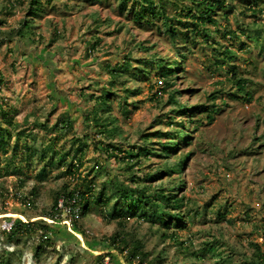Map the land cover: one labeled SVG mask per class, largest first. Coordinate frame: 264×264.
Returning <instances> with one entry per match:
<instances>
[{"label":"rangeland","instance_id":"1","mask_svg":"<svg viewBox=\"0 0 264 264\" xmlns=\"http://www.w3.org/2000/svg\"><path fill=\"white\" fill-rule=\"evenodd\" d=\"M29 2L0 0V121L10 130L0 141V264H138L127 255L134 244H140L149 253L146 261L154 264H251L257 258L256 247L264 252V10L254 16L245 0H228L236 7L228 21L220 17V22L236 30L238 39L215 30L209 41L203 34L193 41V32L176 24L173 42L158 28L160 21L157 26H140L120 11L117 0H41L42 9L33 17ZM165 5L170 15L178 11L175 14L182 18L176 5ZM26 20L33 33L23 28ZM241 27L248 28L251 37H245ZM259 31L261 44L256 39ZM223 45L231 46L236 57L218 67L215 50ZM178 48L185 49L187 57L177 75L168 78L167 87L153 56L178 60ZM127 60L124 70L112 77V68ZM235 76L250 80L249 98L239 91ZM105 92L117 125L111 138L115 145L123 152L142 147L153 151L142 154L132 169L115 156L107 159L90 138V145L77 151L75 137L103 138L93 127L94 119L87 117L97 106L96 96ZM172 94L182 104L210 105L214 120L209 123L207 113L197 109L192 117L196 120L186 122L191 137L170 157H161L156 147L165 139L163 133L175 129L182 118L174 116ZM156 131L160 133L149 141L144 138ZM54 150L64 154L60 163H48ZM184 157L185 164L173 175L163 172L159 180H146L163 171L167 161L174 164ZM76 161L77 174L83 182H93L94 195L103 189L110 198L107 205L92 201L90 213L78 222L86 236L70 221H60L51 226L56 229L53 235L63 239L52 240L38 255L32 238L19 236V241L8 243L3 227L16 218H41L56 192L71 183L68 169ZM132 172L142 185L175 188L185 197V226L176 229L177 237L170 234L174 228L149 219L108 217L120 201L118 184H131ZM72 182L74 187L76 180ZM32 188L38 193L35 206L27 207L18 191L32 196ZM66 208L60 216L69 212ZM116 233L129 243L122 251L90 245L102 240L113 246ZM182 240L185 244L179 243ZM6 257L10 263H4Z\"/></svg>","mask_w":264,"mask_h":264},{"label":"trees","instance_id":"2","mask_svg":"<svg viewBox=\"0 0 264 264\" xmlns=\"http://www.w3.org/2000/svg\"><path fill=\"white\" fill-rule=\"evenodd\" d=\"M89 1L95 2L97 0ZM117 1V5L120 11L122 13H127L134 20V22H136L140 26H157V22L160 21L158 28H160V31H163L165 34H168L169 37H171V39L173 40V42H176L178 27H187V31L193 32V41L196 40L197 36H201L202 34L205 40L209 41L210 36L215 30L220 31V33L225 31V37L229 36V38L231 39H238L240 36V34L236 30H232L228 27L225 28L220 22V17L228 21L230 19L229 14L234 11L236 7L233 3L228 2V0H168L167 2L165 0ZM245 1L248 3L246 4L245 8L251 11L252 15L255 16L257 15V13L263 12L264 8H260V0ZM29 3L30 17L39 14L40 10L42 9L41 0H30ZM165 3H171L172 5H176V8L179 9V15H181L182 18H178L177 14H175L178 11H175L170 15ZM175 19L177 20V22L174 23ZM29 21L30 20L25 21L23 28L27 29L28 31L30 30L31 33H33V28H31V24ZM176 24L178 25V27L176 26ZM210 26H214L215 28L211 29ZM20 31L22 32L23 29H21ZM241 31L245 37H251L248 28L241 27ZM186 35H188V33H184V36ZM261 38L262 36L259 31L256 36L257 43L261 44ZM98 42H100L99 39ZM244 43L245 42L241 43L242 46H245ZM262 46H264V43H262ZM178 49L179 50L177 51V53L180 54L178 56V60H176L175 57L169 56H153L159 66L160 76L165 79L167 87L171 86L168 81V78H172L177 75L178 69L183 68V60L185 59V57H187V52L185 49ZM215 52L218 58V60H216V65L218 67L223 66L226 60L229 59L230 61H232L236 57L234 49L231 46L227 45L218 47ZM128 62L129 61L127 60L126 63L124 62L116 68H112V77H117V70H124L125 64L127 65ZM176 66H178V68ZM235 77V84L238 86L239 91L244 92L246 98H249L251 96V93L248 90V83L250 80H247V78L243 77ZM2 81L3 78L0 76V83ZM155 95H157V93H155ZM175 96L176 95L174 94L170 95L171 101L175 104V108H173V111L177 113V115L174 116L182 118L180 121H178V126H176L175 129L163 133V135H166L165 139L161 141L159 147H156L160 150V152H158L157 154L160 153L161 157H170L173 152L178 150L180 143L184 141V139H186L187 137H191V132L187 130V123L194 122L196 120L192 119V117L194 116L193 113L197 112V109L200 112L205 111L207 113L209 123L214 120V110L210 105L198 104L191 106L189 104H182L175 98ZM96 98L97 106L89 114L87 119H94L93 127L95 128L96 133L100 134V136H103V138L100 139L96 136H91L88 134L83 137H75L74 141L77 143V151H80L82 153L84 149L90 145L88 141L90 138L91 141H95V149L98 152L106 155L107 159L111 158L112 156H115L120 160L125 161L128 165L127 167L129 169H132L135 164L140 163V157L142 154L149 156L150 154H152L153 151L150 150V148L142 147L139 151L133 152V150H131V152H123L124 150L120 146L115 145L111 138H113L114 132L117 129V125L114 122V116H110L112 112V108L109 102V100H111L110 95L106 94L105 92L101 93L99 96H96ZM105 114L107 115L104 116ZM187 114L189 115L188 118H184ZM169 117L173 118L172 122L175 121V118L172 115ZM110 118L112 119L109 120ZM66 120L67 119H63V122L65 123ZM111 125H113V127ZM159 133V131L147 132L144 134V138L149 141L152 134L158 135ZM5 135H10V130L9 128L4 127L0 121V141H3L2 138ZM108 140L109 142L105 144L104 142ZM26 146L29 147V145ZM26 151L27 148L24 147V152ZM116 151L117 153L118 151L122 153L120 155L114 154ZM65 154H68V152H65ZM51 155L52 156L49 158L48 163L54 162V159L59 161L60 163L64 158V154L56 155L55 150L52 152ZM135 157L136 161L134 162ZM186 157L179 159L174 164H169L167 161L166 168L163 171L157 170L154 174L148 175L146 177V180H159L161 179V173L163 172H166V174L169 175H173L172 173H176L179 169H181V167H183L186 162ZM77 161L75 162L77 164L72 163L68 169V173L71 174V183H73V180H76V182L74 183V187H71V183H69L66 184L62 190L57 191L50 209L44 214H41L42 217L50 218L53 221L48 223L46 222L47 220L42 217L37 218L35 220H31L32 218H29L27 221H23L20 218H16L15 220H13L12 226L9 230H3V233L8 239V243H11L13 241H19V236H24L25 238L27 237V239L32 238L34 241H36V243H38L35 249V254L38 255L39 252L43 250V248H45V246L50 245L52 240L63 239V237H61L58 233L53 235V232H55L56 229L51 226V223L57 224L60 221L66 220H69L71 222V225L73 226L76 232H80L81 234L86 236V231L80 227L78 222L83 216L90 213L92 201H94L95 204L107 205L110 202V198L106 196L105 191L103 189H100L99 194H97V196L94 195L93 182H83L85 178L81 179L80 174H77L74 168L75 165H79V162ZM97 165L98 167H100L99 162L97 163ZM129 177L131 184H127V186L125 187H123L124 185L121 183L118 184L117 191L120 193V201L117 200L113 204L112 209L108 213V217L110 219H115L129 216L149 219L153 222H159L160 225H162L166 229H169L171 227L174 228V230L170 234L172 235V238L173 236L177 237L178 234L176 229L185 226V224H183V212L181 211L183 206L186 204L185 197L178 196L177 192L173 190L175 188L171 189L163 186L153 189L149 184L142 185L140 178L135 174V172H132L131 176ZM21 181L23 182V180ZM84 186L86 188H83ZM18 192L21 193L19 198L24 201L27 207L35 206L34 195L38 194L36 188H32L30 190V194H32V196L22 194L20 190ZM119 203H122V206L119 207ZM65 205H67L66 207H69L70 210L66 215L60 216V211L64 212L67 209ZM35 216L37 215H33L32 217ZM221 216L223 217V215ZM62 225L67 226V223L63 222ZM68 233L71 237H74L73 234H71L70 232ZM163 235H167V233H163ZM116 237L117 239H115V243L113 244V246L109 244L108 241L102 240H100L98 244L92 243L90 245L93 249L101 251H105L108 248H116L122 251L123 249H125V247H128L127 245H129V243L126 242L125 236H121L120 234L116 233ZM179 243L185 244L183 240L179 241ZM207 244H209L208 249L212 251L214 247L211 246L210 243ZM140 246V244H134L131 250L127 253L128 259H136L138 264H154L153 261H146V258L149 253L143 251ZM256 249L257 258L250 263L264 264V252L261 250L260 247H256ZM7 253H9V251H7ZM110 253L111 252H108V255H111ZM8 259L9 257H6L4 263H10V261H7Z\"/></svg>","mask_w":264,"mask_h":264},{"label":"built area","instance_id":"3","mask_svg":"<svg viewBox=\"0 0 264 264\" xmlns=\"http://www.w3.org/2000/svg\"><path fill=\"white\" fill-rule=\"evenodd\" d=\"M69 210H70V208H69ZM66 221H69V220H66ZM12 223H13V221L12 222H9L7 225H9L8 227H6V226H4L3 228L4 229H6V230H9L10 228H11V226H12ZM68 223V222H67ZM6 227V228H5Z\"/></svg>","mask_w":264,"mask_h":264},{"label":"bare ground","instance_id":"4","mask_svg":"<svg viewBox=\"0 0 264 264\" xmlns=\"http://www.w3.org/2000/svg\"><path fill=\"white\" fill-rule=\"evenodd\" d=\"M13 215H15V214H13Z\"/></svg>","mask_w":264,"mask_h":264}]
</instances>
